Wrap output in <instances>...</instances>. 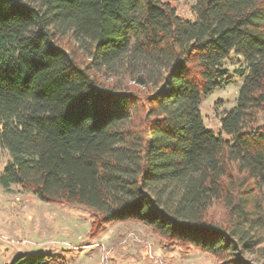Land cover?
<instances>
[{"label": "trees", "instance_id": "1", "mask_svg": "<svg viewBox=\"0 0 264 264\" xmlns=\"http://www.w3.org/2000/svg\"><path fill=\"white\" fill-rule=\"evenodd\" d=\"M0 0V184L145 225L219 264L264 258V0ZM242 59L220 133L199 105ZM254 258H251V257ZM18 255L5 264H51Z\"/></svg>", "mask_w": 264, "mask_h": 264}, {"label": "rangeland", "instance_id": "2", "mask_svg": "<svg viewBox=\"0 0 264 264\" xmlns=\"http://www.w3.org/2000/svg\"><path fill=\"white\" fill-rule=\"evenodd\" d=\"M182 17L193 20L195 0H163ZM228 77L221 87L202 97L199 109L204 126L220 133V115L235 104L244 64L232 54L224 61ZM9 159L0 149V174ZM91 216L77 205L40 200L31 190L0 184V264L18 255L46 253L51 264H219L210 254L192 247H166L160 237L137 222L112 223L96 237L88 235ZM251 258H254L253 256ZM256 264H264V258Z\"/></svg>", "mask_w": 264, "mask_h": 264}]
</instances>
